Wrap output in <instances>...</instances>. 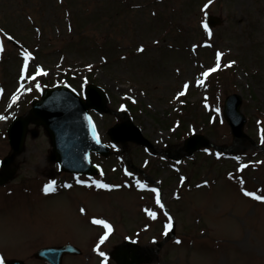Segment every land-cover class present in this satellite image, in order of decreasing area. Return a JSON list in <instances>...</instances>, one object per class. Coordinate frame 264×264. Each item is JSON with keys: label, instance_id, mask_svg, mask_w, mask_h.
Returning <instances> with one entry per match:
<instances>
[{"label": "rangeland", "instance_id": "1", "mask_svg": "<svg viewBox=\"0 0 264 264\" xmlns=\"http://www.w3.org/2000/svg\"><path fill=\"white\" fill-rule=\"evenodd\" d=\"M203 1L0 0V116L7 117L0 119V161L11 153L6 135L10 122L29 114L32 100L46 88L39 79L49 77L57 85L69 73L83 95L93 65L99 67L96 84L107 92L108 108L131 117L159 151L153 154L133 142L113 143L108 129L119 119L92 110L112 154L93 155L106 178L93 176L78 184L79 176L59 170L45 128L31 124L22 152L8 167L16 169L13 182L0 186V251L24 254L26 236H32L31 242L77 241L94 219L108 214L118 217L119 230H133L147 211L148 218L161 219V264H264V201L246 195H264V0L195 5ZM185 6L193 13L187 14ZM207 14L224 21L205 28ZM226 62L236 72L235 92L243 98L244 130L250 139L233 153L211 147L207 156L195 153L189 162L188 157L169 158L192 134L215 146L233 143L222 116L224 88L218 87L214 97L208 79L209 69L222 70ZM184 96L192 103L204 101L196 106L199 118L193 122L189 117L183 128L177 114ZM128 102L138 108L134 113ZM208 119L211 125L205 124ZM128 164L146 168L165 183L162 199L136 189L145 182L124 169ZM130 179L141 181L133 185ZM53 180L58 187L45 192ZM65 181L76 185L62 188ZM97 182L121 188L106 193ZM167 215L178 221L176 237L168 238L173 223ZM197 226L196 233L184 235Z\"/></svg>", "mask_w": 264, "mask_h": 264}, {"label": "water", "instance_id": "2", "mask_svg": "<svg viewBox=\"0 0 264 264\" xmlns=\"http://www.w3.org/2000/svg\"><path fill=\"white\" fill-rule=\"evenodd\" d=\"M208 20L212 26L220 24V19L215 16H209ZM86 97L87 101H84L67 86H58V88L47 90L43 99L34 103L29 116L16 118L9 127V140L14 152L5 159L3 165L8 166L13 157L21 152L27 127L31 122H34L44 125L48 130L54 147L55 159L59 161L63 170L95 173L96 168L90 163L91 152L99 151L107 155L109 150L101 144L94 129V123L90 119L89 109L105 111L106 97L104 91L95 85H90L87 88ZM225 102V116L233 128V133L235 137L243 138L245 135L242 128L245 118L239 112L241 98L239 95H232ZM110 134L115 141L133 139L140 144L150 145L131 120L112 127ZM186 145V149L192 152L207 145V141L201 136L194 135ZM9 178V175L0 176V184L5 183ZM43 255L44 253L40 254V256Z\"/></svg>", "mask_w": 264, "mask_h": 264}, {"label": "flooded vegetation", "instance_id": "3", "mask_svg": "<svg viewBox=\"0 0 264 264\" xmlns=\"http://www.w3.org/2000/svg\"><path fill=\"white\" fill-rule=\"evenodd\" d=\"M88 234L90 236L80 238L75 242L84 250V253L65 255L61 264H103L105 257H101L99 252L91 247L95 243L99 244L100 238L107 233L88 232ZM108 234L111 235L103 244H100L103 246L101 251L106 253L107 264H161V229L148 234V237L147 232L139 230L113 231ZM155 235L158 239L151 241ZM65 243L59 242L55 245H64ZM51 245L54 244H45L41 247ZM32 247V243L28 242L24 254L13 255L12 258L20 259L26 264H47L33 256ZM55 260L57 261V258Z\"/></svg>", "mask_w": 264, "mask_h": 264}, {"label": "snow or ice", "instance_id": "4", "mask_svg": "<svg viewBox=\"0 0 264 264\" xmlns=\"http://www.w3.org/2000/svg\"><path fill=\"white\" fill-rule=\"evenodd\" d=\"M212 0H209V3H211ZM207 7V5L205 6ZM204 27L207 28L208 27V24L205 23L204 24ZM0 50H2V45H0ZM140 51H143V47L140 48ZM30 55V53L28 54ZM231 63H235V61H232ZM230 66V65H229ZM212 71H216L215 68H212V69H209V72H212ZM208 73H204V75H207ZM37 87H39V85H37ZM185 87H187V85H185ZM181 95H183V93H181ZM219 111V109H218ZM0 119H7L6 116H0ZM193 131H195V129H193ZM207 151V149H206ZM129 175H131V173H129ZM55 181L53 180L52 182H50L48 185L45 186L44 188V191L45 192H51V191H54L55 188H54V185H55ZM137 183H139V181H137ZM98 186L99 187H102V188H111L112 186L111 185H108V184H101L99 182H97ZM147 185H141V187H146ZM246 195H249V196H255V198L257 200H262L264 201V195H256L255 193L253 192H246ZM81 211H84L83 209H81ZM152 215H155V213H153ZM94 223L96 224H101L103 225L105 228H107L109 230V232L112 230V225L109 224L106 220H101V219H94L93 221ZM171 227V225H169V228ZM108 238L107 234H105L104 236H102L100 238V241H99V244H103L105 242V240ZM96 250L99 252L100 256L101 257H105L104 261H103V264H107V257H106V253L103 252V251H100V248H99V245H97V248ZM0 264H5V261H4V257L2 254H0Z\"/></svg>", "mask_w": 264, "mask_h": 264}, {"label": "trees", "instance_id": "5", "mask_svg": "<svg viewBox=\"0 0 264 264\" xmlns=\"http://www.w3.org/2000/svg\"><path fill=\"white\" fill-rule=\"evenodd\" d=\"M202 1H203V0H202ZM199 2H201V0H199ZM200 4H201V3H200ZM200 4L196 2L195 5H199V6H200ZM192 8H193V7H192ZM192 8H191V9H192ZM185 9L188 10V13H187V14H189V13H193V11H189L190 9H189L188 6H185ZM182 11H183V9H182ZM183 12L186 13L185 11H183ZM98 22H102V24L105 25V22H107V21H104V18H103V19L100 18V19L98 20ZM227 78H228L227 75L222 74L221 79H223V80H227ZM67 79H68V78H67ZM68 81H69V83H71V80H70V79H68ZM89 81H90V82H93V81H94V78H93V77H89ZM185 104H186V105H184V110H185V111H187V109H188L190 106H193V105L190 104L189 102H186Z\"/></svg>", "mask_w": 264, "mask_h": 264}]
</instances>
